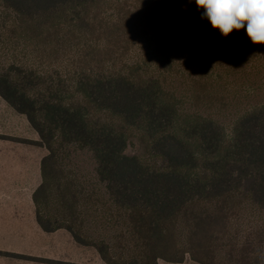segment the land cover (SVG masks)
Here are the masks:
<instances>
[{"label": "trees", "instance_id": "1", "mask_svg": "<svg viewBox=\"0 0 264 264\" xmlns=\"http://www.w3.org/2000/svg\"><path fill=\"white\" fill-rule=\"evenodd\" d=\"M201 12L0 0V94L48 150L38 222L106 264H264V44ZM134 139L142 154L126 153ZM78 150L95 180L71 164Z\"/></svg>", "mask_w": 264, "mask_h": 264}, {"label": "crops", "instance_id": "2", "mask_svg": "<svg viewBox=\"0 0 264 264\" xmlns=\"http://www.w3.org/2000/svg\"><path fill=\"white\" fill-rule=\"evenodd\" d=\"M7 104L0 94V130L3 129L1 122H15L9 135L17 139L0 140V149L10 148L15 157L21 145L27 146L29 164L18 175H0V264H106L95 248L78 243L68 230L49 232L38 222L33 196L42 183V160L48 150L33 143L40 137L27 116ZM19 121L22 128L17 124ZM8 133L0 131V134ZM163 261L160 260V264ZM170 263L198 262L188 256L184 262Z\"/></svg>", "mask_w": 264, "mask_h": 264}, {"label": "clouds", "instance_id": "3", "mask_svg": "<svg viewBox=\"0 0 264 264\" xmlns=\"http://www.w3.org/2000/svg\"><path fill=\"white\" fill-rule=\"evenodd\" d=\"M193 0H189L192 3ZM201 19L227 37L244 29L253 44H264V0H194Z\"/></svg>", "mask_w": 264, "mask_h": 264}, {"label": "rangeland", "instance_id": "4", "mask_svg": "<svg viewBox=\"0 0 264 264\" xmlns=\"http://www.w3.org/2000/svg\"><path fill=\"white\" fill-rule=\"evenodd\" d=\"M251 99L253 100V102H259L260 100H262L261 96H252ZM8 105V104H7ZM235 110V109H234ZM26 117V116H24ZM27 118V117H26ZM15 122H11V121H5V122H1L2 125V130H4L5 132H9L8 135L7 134H0V140H13L15 141L17 138L9 135L12 131L14 130V126H15ZM19 128L23 127V124L21 121H19L18 123ZM0 130V131H2ZM10 138V139H9ZM12 138V139H11ZM2 143V142H0ZM5 143V142H4ZM19 147V146H18ZM17 147V149H18ZM27 146L21 145L19 150H18V156L15 155V157H13L12 153L13 151L9 148V150H5V149H0V175L2 176H8V175H18L21 172H23L24 170L27 169L28 167V157H27ZM144 151L143 146L141 144V142L138 139H134L133 142H131L127 149H126V153L129 155H137V154H142ZM17 152V151H15ZM71 164L73 165V167H75L76 169L80 170L82 177L84 179H88V180H95V166H96V162L95 159L93 158V155L91 152L89 151H74L72 154V158H71ZM97 229V228H96ZM97 235V234H96ZM94 253H97L95 250H93ZM100 258V256H99ZM163 264H171L170 262H166L163 261ZM196 264H201V263H196Z\"/></svg>", "mask_w": 264, "mask_h": 264}]
</instances>
